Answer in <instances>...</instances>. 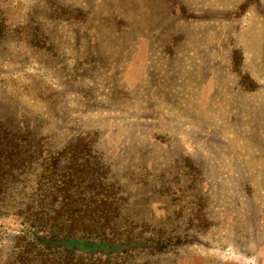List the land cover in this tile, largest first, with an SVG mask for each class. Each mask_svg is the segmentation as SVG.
Here are the masks:
<instances>
[{"label": "rangeland", "instance_id": "374dc122", "mask_svg": "<svg viewBox=\"0 0 264 264\" xmlns=\"http://www.w3.org/2000/svg\"><path fill=\"white\" fill-rule=\"evenodd\" d=\"M0 23L20 25L0 40V119L59 148L82 115L120 214L186 234L133 264H264V0H0ZM17 235L0 217V264H20Z\"/></svg>", "mask_w": 264, "mask_h": 264}, {"label": "trees", "instance_id": "16d2710c", "mask_svg": "<svg viewBox=\"0 0 264 264\" xmlns=\"http://www.w3.org/2000/svg\"><path fill=\"white\" fill-rule=\"evenodd\" d=\"M8 28L20 34L19 24ZM68 86L74 90V82ZM83 88L78 92L86 97L89 91ZM80 116L59 148L41 126H8L0 119V217L12 215L18 224L15 259L20 264H133L141 253L161 254L179 245L186 234L136 228V222L120 214L127 205L122 184L111 181L109 164L91 157L98 129L74 130ZM23 174L22 179L27 174L35 178L29 200L11 203L5 197L9 182L21 181ZM14 204L12 212L5 209Z\"/></svg>", "mask_w": 264, "mask_h": 264}]
</instances>
